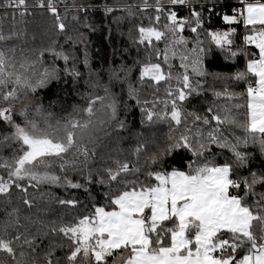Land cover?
<instances>
[{"label": "snow or ice", "instance_id": "1", "mask_svg": "<svg viewBox=\"0 0 264 264\" xmlns=\"http://www.w3.org/2000/svg\"><path fill=\"white\" fill-rule=\"evenodd\" d=\"M197 7L213 10L199 0H0V264H264V0H239L226 31L205 29ZM38 14L50 21L42 34L69 50L14 43L27 42ZM97 14L109 35L132 25L136 59L114 49L122 62L107 81L89 70L77 92L85 104L61 103L58 115L40 93L76 90L75 49L88 68ZM217 53L226 63L213 70Z\"/></svg>", "mask_w": 264, "mask_h": 264}, {"label": "trees", "instance_id": "2", "mask_svg": "<svg viewBox=\"0 0 264 264\" xmlns=\"http://www.w3.org/2000/svg\"><path fill=\"white\" fill-rule=\"evenodd\" d=\"M122 2H135V0H122ZM68 3L71 4V0H68ZM199 3L205 5V8H212V12H208L206 10H201L197 7V10L203 11L204 16V27L205 29L212 30V31H226L228 29V25H225L223 22V15L233 14V9L238 7L239 0H199ZM213 5L215 7H213ZM180 16L188 15L187 10H182L179 12ZM101 14H97L94 17L93 22L97 23L98 30L96 32H86L87 36V46H88V56H89V67L85 68L83 64V46L78 45L75 49V55L78 57L77 67L80 72L83 74V78L81 79L80 83L77 85L75 91H73L71 85L65 88L62 84L58 85L53 83L50 85L49 89H45L43 92L40 93V96L43 98V104L45 108H48L49 105L53 102L56 103L55 111L57 114H60V106L61 103L63 104L64 109L70 110L73 104L84 105L85 100L81 99L77 92L84 93L87 91V88L84 84V81L88 79L89 70L93 73H100L102 80L107 81V72L106 69L109 67H115L119 63L122 62V58L119 54L116 56L113 55L114 49L117 50L119 53L124 48H129V52L125 53L123 59L126 60L129 64L136 59V50L134 47L131 46V41L128 39V30L132 27L131 24L124 22L120 25L119 30H117L116 25H111L112 33L109 35L107 28L104 27L102 23H100ZM29 36L27 38V42L25 41H15L14 43L22 44L27 49L40 48L45 45L51 43V40H58L60 45L63 46L65 50H69L71 45L65 43V38L63 36H55V35H43V29L47 26L50 22L48 19L41 15H37L35 20L29 17ZM146 22V21H145ZM69 23H71L69 19ZM8 25H6L7 27ZM237 28V35L242 36L245 32L243 25H234ZM122 32L123 35L119 33ZM35 33L36 40L35 42L32 41L31 35ZM184 35L189 39L192 38V34L189 31H185ZM202 39H207V37L202 34ZM237 44H241V40H237ZM226 63L223 57L217 53L214 62H213V70H219V66H222ZM52 64V58L46 55L45 57V67H48ZM56 64L59 65L61 68L63 67L62 61H56ZM240 67H243L244 60L243 58L239 61ZM240 91V89H237ZM129 123L130 125L134 126V130L139 129V112L136 111L134 115L129 116ZM161 128L163 131L160 133L161 137L163 134L167 132V126L162 125ZM134 143L133 140L128 139L124 143V147H131ZM221 162H223L221 160ZM32 190H30L31 192ZM45 191H49V189L45 188ZM50 191L54 192L56 196L63 197L65 195L62 189H51ZM81 200L85 199L84 194H80L79 197ZM41 206L43 204L41 203ZM21 207H23L21 205ZM52 207L57 208L58 206L52 205Z\"/></svg>", "mask_w": 264, "mask_h": 264}, {"label": "built area", "instance_id": "3", "mask_svg": "<svg viewBox=\"0 0 264 264\" xmlns=\"http://www.w3.org/2000/svg\"><path fill=\"white\" fill-rule=\"evenodd\" d=\"M238 6H239V3H238Z\"/></svg>", "mask_w": 264, "mask_h": 264}]
</instances>
